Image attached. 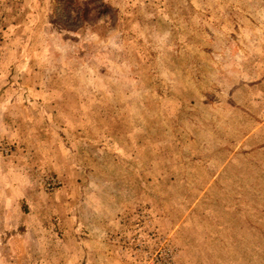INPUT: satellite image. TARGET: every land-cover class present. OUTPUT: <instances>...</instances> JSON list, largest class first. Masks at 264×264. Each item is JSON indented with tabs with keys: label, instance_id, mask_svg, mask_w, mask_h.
<instances>
[{
	"label": "rangeland",
	"instance_id": "obj_1",
	"mask_svg": "<svg viewBox=\"0 0 264 264\" xmlns=\"http://www.w3.org/2000/svg\"><path fill=\"white\" fill-rule=\"evenodd\" d=\"M0 264H264V0H0Z\"/></svg>",
	"mask_w": 264,
	"mask_h": 264
}]
</instances>
